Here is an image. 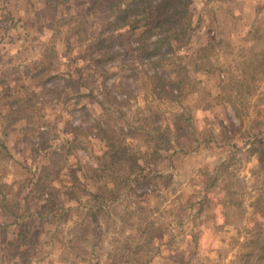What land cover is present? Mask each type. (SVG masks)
Listing matches in <instances>:
<instances>
[{
    "label": "rangeland",
    "instance_id": "obj_1",
    "mask_svg": "<svg viewBox=\"0 0 264 264\" xmlns=\"http://www.w3.org/2000/svg\"><path fill=\"white\" fill-rule=\"evenodd\" d=\"M128 1L0 0V264H264V0Z\"/></svg>",
    "mask_w": 264,
    "mask_h": 264
},
{
    "label": "trees",
    "instance_id": "obj_2",
    "mask_svg": "<svg viewBox=\"0 0 264 264\" xmlns=\"http://www.w3.org/2000/svg\"><path fill=\"white\" fill-rule=\"evenodd\" d=\"M152 2H153V0H129L127 2V4H123L122 6H119L117 8V11H119V15L123 19H125V18H127V16H130V15L136 16L138 13H141L143 11V9L146 8L147 5H151ZM112 9H113V7H111V10ZM159 26H160V24H155L152 27H147L144 30L140 31L139 35L143 38V36L145 34L150 33L152 30L156 29ZM156 137L157 138L160 137L163 145H165V146L171 145L170 144L171 143L170 138L166 133L158 131L156 134ZM114 143H115V141H114ZM115 145L116 144H112V143H110L108 145V150H107L108 152L107 153L110 155L109 163H111V165L115 164L116 162L121 160V158L118 157V152H117V149H115L116 148ZM256 151L258 152V155H259L260 165H261V167H264V143L260 140H258V146L256 148ZM106 164H107V162H106ZM163 175L164 174H160L159 176L163 177ZM102 188H103V186H99L98 190H100V192L93 194V198L97 202L99 201V205H101V208H103V204H101V202H102L101 198L105 195L104 191L101 190ZM87 212L89 213V217L90 216L94 217L93 222L96 221L97 209L93 210V208H89V210ZM86 224L88 225V222H86ZM87 225H85V226L83 225V227L86 228ZM152 227H153L152 224L149 221H146L145 226L142 227L140 230V235L149 232L152 229ZM24 232L27 233L26 230L22 231L21 232L22 238H24V235H26V233H24ZM144 239L147 243L150 244V240H151L150 236H146ZM140 249H141L140 246L137 248L136 247L133 248V246L126 240L125 242H122L118 246H114L113 248L108 250L107 255H108V258L111 257L110 264H121V263L136 262V259L137 260L142 259L144 256L143 253H140V251H139Z\"/></svg>",
    "mask_w": 264,
    "mask_h": 264
}]
</instances>
